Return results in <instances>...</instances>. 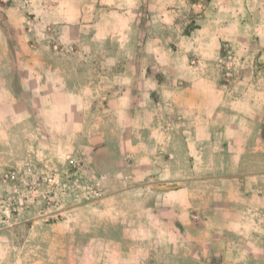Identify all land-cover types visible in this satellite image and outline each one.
Wrapping results in <instances>:
<instances>
[{
  "label": "crops",
  "instance_id": "obj_1",
  "mask_svg": "<svg viewBox=\"0 0 264 264\" xmlns=\"http://www.w3.org/2000/svg\"><path fill=\"white\" fill-rule=\"evenodd\" d=\"M158 1L195 12L183 36L191 59H218L228 45L243 61L232 92L202 64L138 89L131 77L120 82L126 72L101 69L99 0H0V165L60 163L84 151L106 187L77 207L76 220L92 211V244L75 249L90 251L91 264H142L148 244L174 251L196 230L218 238L222 264H264V0ZM8 29L23 33L14 41L23 52ZM17 221L2 233L0 264H47L17 237L34 232L25 225L55 223L36 207Z\"/></svg>",
  "mask_w": 264,
  "mask_h": 264
},
{
  "label": "rangeland",
  "instance_id": "obj_2",
  "mask_svg": "<svg viewBox=\"0 0 264 264\" xmlns=\"http://www.w3.org/2000/svg\"><path fill=\"white\" fill-rule=\"evenodd\" d=\"M189 1L205 2L206 0ZM1 3L5 5L6 2ZM108 6L110 9H107ZM171 9L173 8L167 7L158 0H99L97 15L99 34L107 36L106 42L93 45V50L101 55L100 68L113 69L116 76L120 75L119 73L122 76L126 72V76H123L120 82L131 77L129 84L138 89L137 87L142 84L153 82L155 78L167 79L173 74V70L182 68L184 65L202 64L221 74V81L230 94L233 90L231 84L237 78L235 74L241 72L243 61L236 58L234 54H229L228 45L223 46V54L218 59L209 61L191 59L189 53L193 52V45L183 36L188 34L194 26L195 12L183 9L173 12ZM95 14L94 12V18ZM26 15L30 16L28 13ZM6 18V14L0 9V20L5 21ZM22 35L21 31L15 33L13 29H8L10 44L14 50L17 48L18 52L24 51L23 46L14 41ZM88 46L84 45L85 48ZM105 54H110V57L103 56ZM252 66V61H248L244 67ZM80 210L81 207L78 210L76 208L70 220L50 222L55 225H25V228H35L34 232L30 236L17 238L31 245L29 250H33L29 253L30 255L43 256L47 264H76L77 256L79 258L82 254L84 264H91L90 251L85 250L83 253L75 251L77 244L90 248L92 232L95 228L91 209L82 210L80 220H76ZM96 217L98 220L97 215ZM62 229H68L66 235L60 231ZM196 233L195 240L190 244L184 243L180 237L179 245H176L174 251H168L169 247L164 243L148 244V252L140 253L141 263L204 264L203 259L207 258L212 264H222L217 249L218 238L210 234L202 235L201 230L200 233L196 230ZM210 240L216 241L211 246V251L208 245ZM105 259L107 260V257ZM125 259L127 264L131 263L128 257ZM105 263H111V261Z\"/></svg>",
  "mask_w": 264,
  "mask_h": 264
},
{
  "label": "built area",
  "instance_id": "obj_3",
  "mask_svg": "<svg viewBox=\"0 0 264 264\" xmlns=\"http://www.w3.org/2000/svg\"><path fill=\"white\" fill-rule=\"evenodd\" d=\"M104 181L81 150L69 153L60 163L28 158L15 165H0V241L2 233L31 208L36 207L37 218L45 223L71 218L78 206L105 196Z\"/></svg>",
  "mask_w": 264,
  "mask_h": 264
},
{
  "label": "trees",
  "instance_id": "obj_4",
  "mask_svg": "<svg viewBox=\"0 0 264 264\" xmlns=\"http://www.w3.org/2000/svg\"><path fill=\"white\" fill-rule=\"evenodd\" d=\"M262 134H263V137H264V129H263V132H262Z\"/></svg>",
  "mask_w": 264,
  "mask_h": 264
}]
</instances>
